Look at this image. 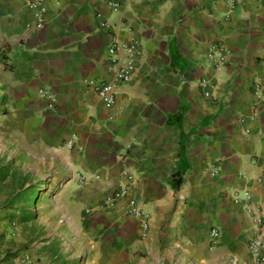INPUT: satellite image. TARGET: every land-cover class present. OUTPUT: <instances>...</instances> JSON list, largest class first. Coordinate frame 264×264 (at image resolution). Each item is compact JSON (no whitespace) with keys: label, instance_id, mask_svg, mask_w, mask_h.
<instances>
[{"label":"crops","instance_id":"crops-1","mask_svg":"<svg viewBox=\"0 0 264 264\" xmlns=\"http://www.w3.org/2000/svg\"><path fill=\"white\" fill-rule=\"evenodd\" d=\"M113 1L47 0L36 30L29 0H0L6 131L38 160L54 155L69 192L59 215L86 242L72 249L83 264H251L264 216V0ZM117 38L144 52L108 106L90 81L113 80Z\"/></svg>","mask_w":264,"mask_h":264},{"label":"rangeland","instance_id":"rangeland-1","mask_svg":"<svg viewBox=\"0 0 264 264\" xmlns=\"http://www.w3.org/2000/svg\"><path fill=\"white\" fill-rule=\"evenodd\" d=\"M1 95L0 264H52L59 260L69 264L72 258L73 264H83L88 256L76 255L72 249L86 242L75 243L70 219L61 221L59 215L69 206V192L63 182L54 179L59 171L54 167L56 159L47 155L44 163L37 154L24 152L22 138L10 136ZM33 189H39L36 200L32 199Z\"/></svg>","mask_w":264,"mask_h":264},{"label":"built area","instance_id":"built-area-1","mask_svg":"<svg viewBox=\"0 0 264 264\" xmlns=\"http://www.w3.org/2000/svg\"><path fill=\"white\" fill-rule=\"evenodd\" d=\"M123 0H115L112 2V5L115 10H118L121 7V2ZM230 3L235 4L242 1L250 0H228ZM28 6L35 12L36 22L34 26H30V29H42L47 25V13L49 7L47 0H29ZM111 25L105 23L104 27L109 28ZM143 45L141 42L136 41L135 39H130L128 41H123L120 39H115L110 48L109 54L111 60L115 63H118L114 71V77L111 81L100 80V81H90L95 85L96 91L99 98L108 106H112L116 102L117 92L121 83L131 81L136 73L138 64L143 56ZM220 58L219 66H224L227 64V55L225 53L216 54ZM203 88L206 90V94L210 95L211 90H209L212 85L207 80L202 82ZM53 102L56 101L54 96H51ZM72 145V143H70ZM257 180L264 183V176L257 177ZM127 195V190L121 188V190L116 194L117 197H124ZM245 199H250L251 194L249 192L245 193ZM236 200L240 201L241 196L236 195ZM108 204L113 203V201L107 202ZM131 212L135 215L142 216V228L145 232L149 230V213L145 212L143 209L137 207L135 204L131 206ZM255 235L250 242V253H251V264H264V216L257 215L255 216ZM220 235L218 229L214 228L212 230V243H215ZM235 264H237L235 262Z\"/></svg>","mask_w":264,"mask_h":264},{"label":"trees","instance_id":"trees-1","mask_svg":"<svg viewBox=\"0 0 264 264\" xmlns=\"http://www.w3.org/2000/svg\"><path fill=\"white\" fill-rule=\"evenodd\" d=\"M38 193H39V189L38 190L33 189L32 190V199H35L36 200L37 199V196H38Z\"/></svg>","mask_w":264,"mask_h":264}]
</instances>
